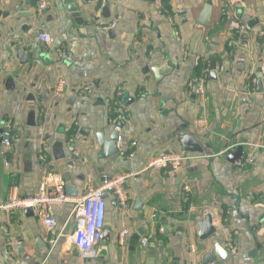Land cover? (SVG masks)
<instances>
[{
    "label": "crops",
    "instance_id": "1",
    "mask_svg": "<svg viewBox=\"0 0 264 264\" xmlns=\"http://www.w3.org/2000/svg\"><path fill=\"white\" fill-rule=\"evenodd\" d=\"M52 1L39 12L38 0H0V264H206L209 255L212 264H264V0ZM8 129L11 147L2 143ZM115 131L120 153L104 158ZM188 135L205 152L186 153L202 159L179 171L147 168L185 153ZM123 174H133L128 208L108 195L94 259H81L71 240L72 202L53 211V247L34 212L1 208L14 190L34 196L45 179L78 199L103 175ZM209 217L215 232L203 240Z\"/></svg>",
    "mask_w": 264,
    "mask_h": 264
},
{
    "label": "built area",
    "instance_id": "2",
    "mask_svg": "<svg viewBox=\"0 0 264 264\" xmlns=\"http://www.w3.org/2000/svg\"><path fill=\"white\" fill-rule=\"evenodd\" d=\"M52 5V0H38V11H46L50 9ZM114 26L115 24L111 25L112 28ZM237 29L243 31L245 27L238 26ZM260 37L264 38V32L260 33ZM38 39L45 47H52L55 43V39L46 31H41L38 35ZM60 57L62 59H67L69 57L68 52L64 48L60 49ZM208 76L209 71L206 70L203 78L200 80L201 86H199L197 91V94L200 96H204L205 94L203 84ZM194 84H196L195 81L192 82V85ZM65 88L66 81L64 79H60L56 85L55 91L57 94H63L65 93ZM114 103L119 116L117 121H121L123 119V109L119 103ZM116 129L119 131V124ZM119 141H121L120 137L118 139V142ZM2 143L6 147L12 146V133L9 129L4 131ZM41 152L43 153L44 150L42 149ZM133 155L134 153L131 154L132 157ZM197 159H202V156L171 152L153 159L150 161L147 168L156 170L172 169L179 171L184 167V165ZM131 177H133V174H123L117 176L103 175L102 181L98 187L90 190L87 195L78 199H72L68 196L62 184L50 186L48 181L45 179L40 185L39 192L34 196L22 199L18 197L16 191L14 190L11 197L2 205L1 208L6 213L15 212L17 210H32L39 217L48 233L52 236L49 240V244L53 247L57 242L56 230L58 227V221L53 211L57 207H61L66 203L72 202L73 209L69 222L73 223L75 226V232L71 237V240L77 249L80 258L90 260L97 256L96 248L102 240L105 229L107 206L106 194L113 195L117 199L119 206L123 209H127L130 198L128 192L126 191V183ZM184 190L186 193H189L190 191L189 187L184 188ZM128 234L127 230L121 232L119 236V242L121 245L125 244ZM146 244V240L143 241V245ZM229 250L231 255H236L238 252L237 246L234 243L229 246Z\"/></svg>",
    "mask_w": 264,
    "mask_h": 264
},
{
    "label": "water",
    "instance_id": "3",
    "mask_svg": "<svg viewBox=\"0 0 264 264\" xmlns=\"http://www.w3.org/2000/svg\"><path fill=\"white\" fill-rule=\"evenodd\" d=\"M152 1V0H150ZM70 4V3H68ZM72 4V2H71ZM69 11L71 13H74V15H77L78 17V10L77 7L75 5H70L69 6ZM215 67H213V72L211 74H214ZM120 137V133L115 131L112 135V138L110 141H103L102 143V151H103V156L104 158H111L114 156H117L120 151L117 148L118 146V139ZM181 143L183 145V151L186 152H191V153H203L205 152L204 147L200 144V143H196L195 140L193 139L192 135H188L186 137H184L183 139H181ZM243 149L241 147H239L237 153L230 155V162L231 163H236L237 160H239V158L241 157ZM172 170V169H171ZM108 195L106 194V199H107ZM31 212H33L32 210H29ZM201 233L200 236L201 238L207 239L208 237H210L214 232L215 229L212 227V221L209 218H207L202 224H201ZM216 257H214L213 255H209L206 257L205 263L206 264H212V263H216Z\"/></svg>",
    "mask_w": 264,
    "mask_h": 264
},
{
    "label": "trees",
    "instance_id": "4",
    "mask_svg": "<svg viewBox=\"0 0 264 264\" xmlns=\"http://www.w3.org/2000/svg\"><path fill=\"white\" fill-rule=\"evenodd\" d=\"M202 68H203L202 65L199 63L197 65V67H196V70H195V73L194 74H196L197 76H199L202 73V71H203ZM111 108H112V117H116L114 104H112Z\"/></svg>",
    "mask_w": 264,
    "mask_h": 264
}]
</instances>
